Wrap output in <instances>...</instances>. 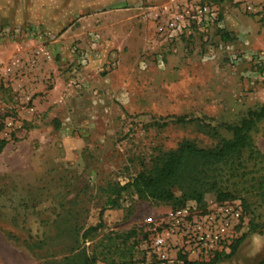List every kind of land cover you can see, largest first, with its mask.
Masks as SVG:
<instances>
[{
  "label": "rangeland",
  "instance_id": "1",
  "mask_svg": "<svg viewBox=\"0 0 264 264\" xmlns=\"http://www.w3.org/2000/svg\"><path fill=\"white\" fill-rule=\"evenodd\" d=\"M165 1L0 0V137L9 141L0 164L11 170L0 179V264H53L78 251L94 264L150 262L168 203L125 192L99 230L77 238L69 202L86 203L81 232L97 225L106 201L97 186L124 184L185 139L213 146L211 129L229 137L223 124L264 102L263 46L252 33H261V13L202 0L218 6L227 31L232 14L231 38L212 29L208 40H170L157 30ZM181 115L198 120L172 122ZM252 136L264 153V120ZM243 195L264 223V198ZM248 230L214 264L264 258V232Z\"/></svg>",
  "mask_w": 264,
  "mask_h": 264
},
{
  "label": "trees",
  "instance_id": "2",
  "mask_svg": "<svg viewBox=\"0 0 264 264\" xmlns=\"http://www.w3.org/2000/svg\"><path fill=\"white\" fill-rule=\"evenodd\" d=\"M217 30L223 41L231 38L225 28ZM197 120V117L181 115L176 116L172 122L187 123ZM263 120L264 102L250 108L238 122L224 123L229 137L220 136L211 129L212 135L216 137L213 146H203L196 141L185 139L175 148L155 154L149 170L140 171L124 184L109 180L97 186L96 189L106 197L99 213L100 221L95 226L83 227V232L78 219L81 212L79 206L86 203L79 200L70 201L68 213L74 222L72 228L76 237L86 238L91 232L99 230L104 222L105 211L109 208H119L125 192L140 198L168 203L172 208L184 206L189 201L204 205L207 201L205 197L210 193L219 202L240 199L243 210L250 218L248 232L263 233L264 223L256 222L252 212H247L246 199L243 197V194H247L264 198V153L256 148L252 136L255 127ZM168 123L169 121L157 124L162 126ZM8 142L6 138L0 137V153ZM177 189L180 190V195L176 193ZM66 205L62 203V208L65 209ZM240 240L236 241V245H232L230 253H218L211 261L200 263L184 258L181 264H214L231 256ZM95 261L96 259L87 252L78 251L53 264H94ZM125 264L161 263L157 260L147 263L130 260ZM256 264H264V258Z\"/></svg>",
  "mask_w": 264,
  "mask_h": 264
},
{
  "label": "built area",
  "instance_id": "3",
  "mask_svg": "<svg viewBox=\"0 0 264 264\" xmlns=\"http://www.w3.org/2000/svg\"><path fill=\"white\" fill-rule=\"evenodd\" d=\"M234 1L245 2L252 8L250 0ZM165 2L156 20L158 32L167 39L199 32L208 40L212 29L225 28L221 12L213 3ZM18 64L20 59L16 58L12 65ZM249 222L242 203L236 200L219 202L213 198L204 205L189 201L181 207H168L160 227L150 238L152 258L161 264H181L184 258L200 263L211 261L218 253L229 252L232 242L248 229Z\"/></svg>",
  "mask_w": 264,
  "mask_h": 264
},
{
  "label": "crops",
  "instance_id": "4",
  "mask_svg": "<svg viewBox=\"0 0 264 264\" xmlns=\"http://www.w3.org/2000/svg\"><path fill=\"white\" fill-rule=\"evenodd\" d=\"M263 4H264V0H258L257 1V4L255 3V5H253L254 6V8H253V6H252V9L254 10V11H258V12H260L261 13V16H262V18H263V22H262V25H261V33L260 34H256V33H254V32H252L253 34H255L256 35V38H257V40L261 43V45L263 46L262 48L263 49H261L262 50V54H263V56H262V60H263V63H264V8H263ZM233 23L237 26L238 25V23L236 22V21H233ZM226 25L228 26V32H229V30H232V14L231 13H229V14H227V16H226ZM217 32H218V30H217ZM230 33V35H232V33L231 32H229ZM251 37H252V35H251ZM37 89H35L34 91H36ZM55 91H57V90H55ZM55 91H54V93H55ZM45 92H47V91H45ZM50 92V91H49ZM32 93V92H31ZM48 94H50V93H48ZM39 97H41V95H39ZM54 97V96H53ZM51 95H47L46 96V98H48L49 100H51L52 98H53ZM37 102V101H36ZM48 103H50V101L48 102ZM39 104V106H40V102L38 103ZM47 108V107H46ZM8 144H9V142H8ZM8 144L5 146V148L3 149V151H5V149L7 148V146H8ZM3 151H1V153H3ZM0 153V154H1ZM9 171H11L10 170V168L9 167H7L6 165H2V164H0V179L2 178V176H4L6 173H8Z\"/></svg>",
  "mask_w": 264,
  "mask_h": 264
}]
</instances>
